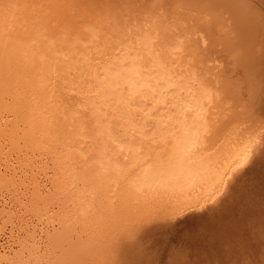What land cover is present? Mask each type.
Returning a JSON list of instances; mask_svg holds the SVG:
<instances>
[{
	"label": "bare ground",
	"instance_id": "6f19581e",
	"mask_svg": "<svg viewBox=\"0 0 264 264\" xmlns=\"http://www.w3.org/2000/svg\"><path fill=\"white\" fill-rule=\"evenodd\" d=\"M258 162L264 0H0V264H125L133 226ZM263 188L243 199L262 239Z\"/></svg>",
	"mask_w": 264,
	"mask_h": 264
},
{
	"label": "rangeland",
	"instance_id": "374dc122",
	"mask_svg": "<svg viewBox=\"0 0 264 264\" xmlns=\"http://www.w3.org/2000/svg\"><path fill=\"white\" fill-rule=\"evenodd\" d=\"M259 163L260 162H258V164L257 163L251 164L249 169L247 167L245 173H243V176H240L237 179V181L235 180V182L231 185L232 188H230L231 190L229 191V194H227L225 196V198H223V200H221L219 203L214 204V205L209 204V205L204 206V208L200 207V209H198V208L189 209V211L187 210V211H184L183 213H181L182 215L179 214V215L173 216V215L168 214L170 216L161 215V216H157L156 218L153 217V219L150 218V219H146V220L140 222L141 224L139 223L138 227L136 225H135V227L133 226L132 227L133 229H131V232L128 233V235L131 233V236L129 235L130 236L129 237L127 234H126L127 236L123 235L125 238H123V236H122L120 244H118L119 248L117 247V250L118 249L120 250L119 251V256L121 254L120 258L122 257V254H124L128 251L126 254H124V257H122V258H124L125 261H127V263H125V264H128V262L130 264H224V263L226 264L227 261H228V264H247L250 261L249 256H251V261H253L255 259L254 258L255 256H253L255 253L253 248L255 245H257L256 242H258V241H260L261 243L263 242V241H261L262 234L261 235L255 234L254 238H255V236H257L256 240H257V238L259 240L254 242L255 239L253 238V235L250 234L252 232H249L250 228H251L250 225H252L253 220L251 218V213H249V211L246 210V209L249 210V207L247 205H245L246 202H243V199H245L244 201H246V199H247V202H249V200H250L249 198H252L251 196H253V192H252L253 191L252 190L253 184L261 183V187L263 188L262 183L264 184V182H263L264 181V169H263L264 162H262V164L261 163L259 164ZM260 165H262V167ZM256 169H257V171H256ZM261 169L263 171H261ZM258 172H260V173H258ZM253 173L255 175H253ZM244 174H245V176H244ZM262 174H263V176H262ZM259 180H260V182H259ZM254 181H255V183H254ZM244 185H246V186H244ZM246 187H247V189H246ZM263 191H264V188H263ZM238 192H240V193L237 194ZM243 195H244V197L242 198ZM248 195H251V196L249 197ZM230 199H231V201H230ZM236 202H239L240 204L236 203ZM237 204H239V206ZM231 207L233 209H231ZM239 207H240V209H239ZM241 207H243L244 209H241ZM234 209L237 211H234ZM225 210H226V212H225ZM229 212H231V213H229ZM246 214L247 215L250 214V216H247ZM229 216H230V218H229ZM231 217H233L234 220H232L233 218L231 219ZM249 217H250V219H249ZM238 220H239V222H238ZM224 221H225V223H224ZM147 222H149V223H147ZM230 222H232V223H230ZM242 222L244 223V226L246 228L243 227ZM229 223L232 225H230ZM236 223H237V225H236ZM247 224H250V225L248 226ZM236 227H238V229ZM225 228L228 231L232 228L231 229L232 231L230 230L229 234H224V232L226 231ZM233 228L237 229V232L239 230V233H237L236 230ZM223 230H224V232H223ZM240 230L244 235L247 234V236H244L241 233L242 237H240L241 236ZM228 231H226L225 233H228ZM231 232H233V233H231ZM1 233H2V231H0V234ZM3 233L0 235V241H1L0 244H4L8 238L7 237L8 232H3ZM234 233H235V236H234ZM236 233L240 234V236L237 235ZM229 235H230V237H229ZM139 237H140V239H139ZM235 237H236V240H234ZM239 237L242 238V240L240 239L241 242L244 239L246 240V242L244 240L243 243H241V244L246 245V246L244 245L242 247L244 249L246 248V250H243L242 248L238 249L241 247L240 246L241 244L239 242H237V241H239ZM247 237H249L250 241L252 239V241L251 242L248 241ZM224 238H226V239H224ZM237 238H238V240H237ZM228 240L230 241V243H229L230 247L228 246V248H226V246H224V245L228 244ZM262 240H264V239H262ZM238 243L240 245H238ZM137 244H139V245H137ZM238 246H240V247H238ZM259 246H261V244ZM259 246H257V248ZM121 247H123V248H121ZM127 247H129V248H127ZM124 249H126V250H124ZM236 249H238V250H236ZM123 250L126 252H123ZM227 251H229L230 253L232 252L233 254L232 253L230 254ZM241 252H242V254H241ZM127 254L129 255V257H128L129 259H127V257H126ZM238 254L239 255L241 254V255L239 256ZM227 255L228 256L230 255L229 258H231V259L233 258V260H237L236 259L237 257L234 258V256H236V255L239 256L238 260L241 259L242 257L243 258H242V260H239V262L237 261L238 263L233 262V261H231L232 263H229V261L231 259L227 260L228 259ZM131 257L133 259H131ZM247 258H249V259H247ZM242 261H243V263H242Z\"/></svg>",
	"mask_w": 264,
	"mask_h": 264
}]
</instances>
